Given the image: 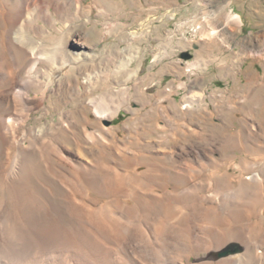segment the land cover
<instances>
[{"label":"rangeland","instance_id":"1","mask_svg":"<svg viewBox=\"0 0 264 264\" xmlns=\"http://www.w3.org/2000/svg\"><path fill=\"white\" fill-rule=\"evenodd\" d=\"M68 1L73 2L67 6L61 4L64 0H0V92H5L0 93V125L9 122L15 130L5 144L0 139L1 207L11 211L16 202L20 211L23 206L26 217L41 216L66 224L74 211L64 205V193L70 186L81 189L73 198L85 201L93 213L103 202L120 207L119 196L138 187L133 174L149 170L141 177V191L147 182L159 196L162 191L180 196L185 189L188 207L197 202L199 207L194 209L198 217L203 216L199 219L203 245L193 246L198 237L187 238L178 228H173V238L165 236L167 223L162 217H169L173 207L160 198L148 210L131 211L143 220L141 231L158 257L152 258L137 240V220L122 229L117 221L121 211L116 209L97 219L83 217L86 224L81 228L85 227L92 242L125 258L128 264H164L161 250L169 245L164 252L174 261L181 257L178 264H223L201 257L229 239V245L242 247L234 256L244 258L224 264H264V0H80L83 7L79 8L76 0ZM55 4L64 10L67 7V13L58 18ZM228 13L240 16L241 24L235 25ZM64 47L86 57L72 63L68 74L63 68L52 76L47 60ZM35 56L44 61L27 73ZM28 75L33 84L28 90L30 100L42 95L44 99L34 108L24 106L16 96H6ZM98 96L105 103L115 101L122 106L111 118H100L89 102ZM85 124L95 133L93 141L84 138ZM31 140L39 158L32 159L26 176L9 185L17 146ZM46 150L54 156L49 159ZM82 160L93 169L88 197L82 180L79 182ZM109 166L115 175L112 179L103 171ZM128 173L130 182L122 178ZM136 193L147 198L143 192ZM192 197L196 199L193 204ZM215 206L227 209L223 213ZM154 227L159 233L156 236ZM25 233L31 234L30 230ZM73 249H54L40 257L47 263L77 264ZM1 251L0 261L9 264Z\"/></svg>","mask_w":264,"mask_h":264},{"label":"bare ground","instance_id":"2","mask_svg":"<svg viewBox=\"0 0 264 264\" xmlns=\"http://www.w3.org/2000/svg\"><path fill=\"white\" fill-rule=\"evenodd\" d=\"M61 1V0H60ZM39 2V1H38ZM69 2H73V1H68V0H64L63 5H69ZM75 3V2H74ZM61 4H55L56 6L54 7V10L53 11H57L58 13V18L62 15H64V13H67L65 12L66 9L64 10V8H62L63 6H61ZM81 4H83L80 0H76V3L75 5L78 7L80 6ZM67 5V6H68ZM36 6V4H34V7ZM75 6V7H76ZM82 6V5H81ZM83 7V6H82ZM28 8V7H27ZM79 8V7H78ZM69 10V9H68ZM31 11V10H30ZM26 12L28 13V10H26ZM27 13L25 15H27ZM5 14V13H4ZM24 15V16H25ZM16 16V15H15ZM228 17H230V19L232 18L233 21L235 22L234 24L235 25H238L241 24V20H240V16H238L236 13L235 14H231V13H228L227 15ZM9 17V16H8ZM56 17V18H57ZM39 17L37 16V18H35L34 20H37ZM46 20V19H45ZM60 20V19H59ZM54 23V22H53ZM14 31V30H13ZM83 34V33H82ZM65 39V38H64ZM80 40V38H79ZM55 41V40H54ZM52 41V42H54ZM61 41V40H60ZM66 41V40H65ZM75 41V40H74ZM58 42V41H56ZM30 43V41H29ZM61 43V42H60ZM82 43V42H81ZM51 44V42H50ZM58 44V43H57ZM57 44H54L55 46ZM75 44L80 45V42L77 41ZM32 45V44H31ZM65 45V44H64ZM30 46V45H29ZM54 46V47H55ZM51 47V46H50ZM31 48V47H30ZM55 50V48H54ZM61 51L60 52H57L59 54L55 55V56H49L48 58V63L50 62V69L49 71L51 72L52 76H56L55 74H59L60 72V69H63V68H66V73L68 74L70 71V65L78 60H81V59H84L86 56L83 54V52H79L75 49H73L72 47L71 48H68V47H64L62 49H60ZM79 50V49H78ZM33 52V51H31ZM45 52V51H44ZM49 53V52H48ZM56 53V52H55ZM38 54V53H37ZM43 55V53H42ZM54 55V54H53ZM41 56V55H40ZM46 56H47V53H46ZM29 57V56H28ZM32 57V56H30ZM44 58V56H43ZM45 59V58H44ZM44 60L43 59H39L37 56H35L34 58H32V60L30 61V64H29V68L27 73L30 72L31 69H34L36 70L35 68H37V64L40 63V62H43ZM44 69L46 67H43ZM38 69V68H37ZM47 70V69H45ZM63 72V71H62ZM26 73V74H27ZM31 73V72H30ZM65 73V72H64ZM103 74V73H102ZM29 78V75L26 77L25 79V83L23 82V84H16L15 87H13V89H11V91H9L8 93H6L8 96L9 95H12L13 97L16 96V98L18 99L19 98V101L20 103L22 102L24 104V106H29V107H33L36 105V107H38L40 104L42 105L44 99H43V95L38 97V99L36 100H30V96L28 95V90H29V87L31 86V82H30V79ZM115 78V77H114ZM33 85V84H32ZM8 89V88H7ZM85 90V89H84ZM83 90V91H84ZM12 92V93H11ZM2 93V92H0ZM5 93V92H3ZM2 93V95H3ZM11 93V94H10ZM45 94V93H44ZM109 94V93H108ZM5 95V94H4ZM103 95V94H102ZM105 95V94H104ZM112 96V95H111ZM251 96V95H250ZM5 97V96H4ZM11 97V96H10ZM102 97V96H101ZM100 96H98L97 100L95 99H92V100H89L90 104L94 107V111L96 112V114L100 117V118H111L112 115L114 113H116L115 111H117V108L122 106L120 104H112L111 103H105L103 101V99L101 98ZM8 98V97H6ZM12 98V97H11ZM14 98V99H16ZM249 98V97H248ZM121 102V101H120ZM118 102V103H120ZM122 103V102H121ZM21 106V105H20ZM23 106V107H24ZM34 108V107H33ZM27 109V108H26ZM34 110V109H33ZM20 111V110H19ZM22 113V112H21ZM26 114V113H25ZM2 121V120H1ZM8 121V120H6ZM9 122L7 123H3L0 125V139L2 140V143L5 144L6 142H8L9 140H11V135H13L12 133H14V128L12 127V125H9L8 124ZM87 124V123H86ZM85 124V125H86ZM82 128V132H83V135H84V138L85 139H89L90 141H93L94 139V136H95V133L91 132L87 127V125ZM102 130V128H101ZM36 137V136H34ZM38 137V136H37ZM44 137V136H43ZM30 138V137H29ZM43 139V138H42ZM13 140V139H12ZM40 140V139H39ZM27 141V140H26ZM48 141V140H47ZM50 141V140H49ZM22 143V141H21ZM19 144L17 147H18V156H17V159H16V164L12 170V172L10 173L11 174V178H10V184L9 185H15V182H16V179L17 177H20L22 175H27L26 173H28V171L30 170V167L31 165L33 164V161L32 159H36V158H39L38 156V153L36 151V149L34 148L35 147V142L33 140L29 141L28 144ZM56 145V143H55ZM48 146V145H47ZM37 147V146H36ZM56 148V147H55ZM57 149V148H56ZM40 150V149H39ZM58 150V149H57ZM60 151V149H59ZM58 152V151H57ZM40 153V152H39ZM167 154V153H166ZM3 155V154H2ZM36 155H38L36 157ZM45 155V154H44ZM46 155L47 157L50 159L49 156H52L53 153L51 150H46ZM45 155V156H46ZM59 155V154H57ZM66 155V154H65ZM43 156V155H42ZM54 156V155H53ZM62 156V155H61ZM68 156V155H66ZM3 157V156H2ZM43 158V157H42ZM41 158V159H42ZM53 158V157H52ZM60 159V161H63L64 159H62V157H58ZM66 158V157H65ZM130 158V157H129ZM67 161H69V157L66 158ZM65 159V161H66ZM66 161V164H69L67 163ZM71 161V160H70ZM75 161V160H74ZM73 162V161H72ZM90 162V161H89ZM185 162V161H184ZM60 163V162H59ZM57 163V164H59ZM64 163V161H63ZM62 163V164H63ZM74 163V162H73ZM73 163H71L73 165ZM198 163V162H197ZM69 164V165H71ZM91 164V163H90ZM99 164V163H98ZM35 165V164H34ZM77 165V164H76ZM76 165H74V168L76 167ZM100 165V164H99ZM98 165V166H99ZM3 166V165H2ZM55 165H53L52 167H54ZM97 166V168H99ZM147 166V165H146ZM151 166V165H150ZM180 166V165H179ZM1 167V166H0ZM50 167V166H49ZM80 167H82V177H80V180L79 182H81L82 180V189L84 191V194L86 197H88L89 195V190L90 189V179H89V175L91 174V171L93 169L90 168V165L88 164V161H85V160H82L80 161ZM103 167V166H102ZM168 167V166H167ZM51 168V167H50ZM71 168H73L71 166ZM94 168V167H92ZM108 169H105L103 171L107 172V175L109 174V176L111 177L112 176H115L114 174H112V171L110 169L111 166L107 167ZM149 168V167H148ZM183 168V167H182ZM32 169V168H31ZM55 169V167H54ZM53 169V170H54ZM76 169V168H75ZM1 170V169H0ZM71 170V169H70ZM100 170V169H99ZM145 170V169H144ZM181 170V169H180ZM61 172V171H60ZM60 172H57L55 171V173H59ZM71 172V171H69ZM73 172V171H72ZM136 171H130V173H135ZM149 172V170H146L145 173H138V174H141L139 176L137 175H134L133 174V181L136 182L138 184V187H140V181L142 180L141 177L145 178V174H147ZM177 172V170H176ZM102 173V172H101ZM160 173V172H158ZM179 173V172H178ZM103 174V173H102ZM105 174V173H104ZM103 174V175H104ZM116 174V173H115ZM170 174V173H169ZM180 174V173H179ZM179 174L177 175L176 173V176H179ZM72 176V178H75V176L73 174H70ZM59 176V175H58ZM129 176V173L125 176H123L122 178L124 179V181L128 178V182H130L132 180V178H130ZM175 176V175H174ZM55 177V176H54ZM57 177V176H56ZM60 177V176H59ZM104 177V176H102ZM183 177V176H182ZM181 177V179H182ZM65 178V177H63ZM176 178V177H175ZM180 178V177H179ZM184 178V177H183ZM60 179V178H59ZM112 179V177H111ZM120 179V178H119ZM122 179V180H123ZM179 179V180H181ZM187 179V178H186ZM258 179V178H257ZM114 180V179H113ZM144 180V179H143ZM142 180V181H143ZM156 180V179H155ZM172 180V179H171ZM185 180V179H184ZM71 181V180H68V182ZM141 181V182H142ZM9 183V182H8ZM71 183V182H70ZM75 183V182H74ZM167 183V182H166ZM76 184V183H75ZM114 184V183H113ZM111 184V185H113ZM173 184V183H172ZM7 185V184H6ZM116 185V184H115ZM151 185V184H150ZM148 185V182L146 183V189H143L141 191V188H138V187H133L131 188L130 190H128L127 193L123 194L122 197L119 196L122 200V203L120 205V207H117V208H114L113 205H111L110 203H104L102 205H100L98 207V210H96V212H93L91 213V211L93 210L91 208V211H89V209L87 208V204L85 203V201H79V202H82V203H79V202H76V200H74L75 198H73V195L77 193V190L75 189H71V186L68 188L69 189V192L65 191L64 193V205L66 206V208H69L71 210H74L73 211V215L75 216L74 217H70L72 214L70 212L72 211H69L68 214H71L70 216H68L66 218V224H62L61 221H56L55 219H46L44 217H26L25 215V210L22 209L21 207V211L19 210L20 207L18 205V203L16 204V202L12 203V210L11 211H8L6 209H3L0 205V249H2V258L3 259H6L8 260L9 264H55L53 261L50 262V263H47L46 261H44L40 255L42 254H46L48 252H52L54 249H64L65 248H74L75 249V254H74V259L76 258L77 259V264H128L126 259L125 258H118V257H115L113 256V252L111 250H108L100 245H97L95 244V242H92V238L86 233V230L84 231L81 227H82V223H85V215H87L88 217H93L95 219L99 218V217H103L105 216L104 213H108V212H111L113 213L114 210L112 209H116V210H120L119 213V216H118V219L117 220L118 222L121 223V227L122 229H128V225H126L127 223H131L133 220H137L136 224L138 223L139 225L137 226L136 230L135 231V234L137 235V240L141 243V245L146 249L148 250L151 255H152V258L153 257H158V254H153L151 252V250L149 249V241L147 239V237L144 235V232L141 231V223L140 221H143L141 218H139L140 216L138 215V217L131 211H133L134 209L136 208H140V207H143V208H146L148 210V208L150 207L149 205H154L156 204V200L157 198H160L161 202H164L165 203H168L169 206H172L173 209L171 208V210H173L172 214H170L169 217H167V215L164 217H162V219H164L167 223V226H166V229L163 231L165 233V236H170V237H167V238H173L172 235H174V230L175 228H178L177 230H179L178 233H180L181 235L184 234L187 238H190L192 235H195L196 237V240H194V244L193 246H202L203 244L201 243L203 241L202 239V235H201V220L200 217H198V214L196 213V209H194V207H196V199L195 198H191L192 201L191 203L195 202V205L193 207V205L191 206L192 208L188 207V202H187V199H186V196L187 194H189V192L187 191V193H185V189L180 192L181 195H176V192L174 191L175 195L171 194L170 191L168 192H165L162 191V195L160 193L161 196L157 195L156 192H153V188H151V186ZM177 185V184H176ZM181 185V184H180ZM184 185V183H183ZM114 186V185H113ZM163 186V185H162ZM166 186V185H165ZM188 186V184H187ZM222 186V185H221ZM12 187H15V186H12ZM101 187V185H100ZM167 187V186H166ZM169 187V185H168ZM172 187V186H171ZM178 187L179 184H178ZM177 187V189H178ZM182 187V186H181ZM77 188V187H76ZM165 188V187H163ZM184 188V187H183ZM15 189L17 190V187H15ZM14 189V190H15ZM92 189V187H91ZM102 189V188H101ZM110 189V188H109ZM112 189V188H111ZM188 189V188H187ZM197 188H195L196 190ZM81 190V189H79ZM78 190V193L80 192ZM96 190V189H95ZM117 190V189H116ZM234 190V189H233ZM112 191L114 192V188L112 189ZM156 191V189H155ZM18 192V190H17ZM64 192V191H63ZM76 192V193H75ZM91 192V191H90ZM101 192V191H100ZM111 192V191H110ZM117 192V191H116ZM136 192H143L146 194L147 198L145 199H141L140 198V194H137ZM160 192V191H159ZM229 192V190H228ZM71 193L72 195V199L70 200L69 198V194ZM77 193V194H78ZM9 194V193H8ZM122 194V193H120ZM191 194V193H190ZM63 195V194H62ZM119 195V194H118ZM117 193L115 195L118 196ZM194 195V193H193ZM192 195V196H193ZM231 195V194H230ZM81 196H82V193H81ZM63 197V196H62ZM190 197V196H189ZM82 198V197H81ZM95 198V197H94ZM93 198V199H94ZM201 198V197H200ZM2 199V198H1ZM85 198H83L84 200ZM190 199V198H189ZM190 199V200H191ZM235 199V198H234ZM49 200V199H48ZM80 200V199H79ZM96 200V198L94 199ZM158 200V201H160ZM201 200V199H200ZM211 200V199H210ZM209 200V201H210ZM5 201V200H4ZM92 201V200H91ZM224 201V200H223ZM144 202V204H143ZM200 202V201H199ZM202 202V201H201ZM208 202V201H207ZM3 203V202H2ZM118 203V200H116V202L114 204ZM172 203V204H171ZM192 203V204H193ZM206 203V202H205ZM263 203V202H262ZM11 204V203H10ZM190 204V203H189ZM199 204V203H198ZM202 204V203H200ZM209 204V202H208ZM211 204V203H210ZM209 204V205H210ZM213 204L216 205V202H213ZM163 205V204H162ZM212 205V204H211ZM210 205V206H211ZM220 205V204H219ZM4 206V205H3ZM6 206V205H5ZM41 206V205H40ZM103 206V207H102ZM168 206V207H169ZM208 206V205H206ZM208 206V207H210ZM218 206V205H216ZM215 206V208H216ZM223 206V204H222ZM222 206H219V210L222 208V211L223 212V209H227L225 207H227L225 205V207L223 208ZM7 207V206H6ZM164 207V206H163ZM199 207V206H197ZM203 207V206H202ZM201 207V208H202ZM205 207V206H204ZM212 207V206H211ZM210 207V208H211ZM5 208V207H4ZM215 208L213 209V212L215 214ZM218 208L217 211H218ZM40 209V207H38V210ZM207 209V208H206ZM263 209V208H262ZM58 210V209H57ZM77 210V211H75ZM203 210V209H202ZM205 210V208H204ZM208 210V209H207ZM210 210V209H209ZM264 210V209H263ZM262 210V211H263ZM62 211H63V208H62ZM124 212V213H123ZM207 212V211H205ZM116 213V212H115ZM171 213V212H170ZM208 213V212H207ZM206 213V214H207ZM210 213V211H209ZM208 213V215H209ZM224 213V212H223ZM40 214L42 215V212H40ZM60 214V212H59ZM124 214V215H123ZM211 214V213H210ZM218 214V213H217ZM61 215V214H60ZM72 215V216H73ZM112 215V214H111ZM201 215V214H200ZM238 215V214H237ZM163 216V215H161ZM207 216V215H206ZM216 216V215H215ZM224 216V215H223ZM263 216V215H262ZM61 217V216H60ZM84 217V218H83ZM110 217V216H109ZM112 217V216H111ZM117 217V216H116ZM203 218V216L201 217V219ZM207 218V217H206ZM209 218V216H208ZM264 218V217H261V219ZM84 219V221H83ZM112 219V218H111ZM64 220V219H63ZM103 220V219H102ZM204 220V219H203ZM221 220V218L219 219ZM207 221V220H205ZM112 222V220H111ZM203 222V221H202ZM224 222V221H223ZM113 223V222H112ZM135 223V222H134ZM205 223V222H204ZM207 223V222H206ZM215 223V222H214ZM217 223V221H216ZM85 224L83 226H85ZM219 224H217V226L219 227ZM222 224V223H221ZM230 224V223H229ZM207 226V224H205ZM216 225V224H214ZM216 226V227H217ZM228 226V225H227ZM226 226V227H227ZM233 226V225H232ZM136 227V226H135ZM211 227V226H210ZM215 227V228H216ZM223 228V227H222ZM229 228V227H227ZM206 229H209V228H206ZM217 229V228H216ZM25 230H30L31 234L30 235H27L25 233ZM210 230V229H209ZM224 230V229H223ZM228 229H226L225 231L227 232ZM216 231V230H215ZM218 231H221V229ZM155 236L157 235L156 233H158V230L154 227L153 228V231H152ZM204 232V231H203ZM210 232V231H209ZM207 232V233H209ZM206 233V234H207ZM217 233V232H216ZM224 233V232H223ZM221 233V234H223ZM120 234V232H119ZM159 234V233H158ZM205 234V233H204ZM230 234V232H229ZM217 235V234H216ZM172 236V237H171ZM180 236V235H179ZM211 236V234H210ZM209 236V237H210ZM220 236V235H219ZM218 236V237H219ZM228 237V235H226ZM225 236V237H226ZM154 237V236H153ZM182 237V236H181ZM217 237V238H218ZM221 237V236H220ZM234 237V235H233ZM236 237V236H235ZM132 239H135V236H131ZM179 238V237H178ZM224 239V237H222ZM183 239V238H180V240ZM192 239H194L192 237ZM215 239V238H214ZM237 239V237H236ZM218 240V239H217ZM216 240V241H217ZM233 239L231 238L230 241H232ZM179 241V240H178ZM205 241H209L208 240H204ZM221 241V240H220ZM171 242V241H170ZM179 242H182L179 241ZM178 242V243H179ZM187 242V241H185ZM210 242V241H209ZM229 242V239H226L225 241H222V242H219L218 245H216L214 248V250H207V251H204L205 254L201 257L203 260H206V259H216V261H219V263H231V262H234L236 260H239L242 259L243 256H234L235 254L239 253L242 251V247L240 246L241 244H231L229 245L228 244ZM234 242V241H232ZM190 243V242H189ZM168 244V240H166L165 238V244L166 245ZM173 244V242L171 243ZM238 245L239 248L241 249L240 251L238 252H234V253H227L225 255H219L218 253L221 252V250L223 249H226L227 247H230L232 245ZM246 245V244H245ZM244 245V246H245ZM87 246V247H86ZM211 246H214V245H211ZM243 246V244H242ZM173 247V246H172ZM177 247V246H176ZM183 247V246H182ZM192 247V245H191ZM189 247V248H191ZM205 247V246H204ZM209 247V246H208ZM246 247V246H245ZM86 250L84 251L83 249ZM88 248V249H87ZM166 250H168V248H170V245L169 246H165ZM164 248V250H165ZM187 248V247H186ZM195 248V247H194ZM202 248V247H201ZM73 249V250H74ZM179 249V247H178ZM177 249V250H178ZM184 249V248H183ZM188 249V248H187ZM186 249V251H187ZM200 249V248H199ZM208 249V248H207ZM51 250V251H49ZM164 250H161L162 252V255L164 256L163 259H164V264H178V260L181 259H178L177 260H172L171 259V254H168L167 251L166 253L164 252ZM170 250V249H169ZM182 250V249H181ZM191 250V249H189ZM222 250V251H223ZM55 251V250H54ZM172 251V250H171ZM185 251V250H184ZM177 252V251H176ZM179 252V251H178ZM177 252V254H178ZM181 252V251H180ZM245 252V251H244ZM186 253V252H185ZM199 253V252H198ZM201 253V252H200ZM199 253V254H200ZM47 255V254H46ZM45 255V256H46ZM240 255H243V254H240ZM159 256H160V253H159ZM178 256V255H177ZM264 256V254H263ZM29 257V259H28ZM32 257V258H30ZM173 257V256H172ZM187 257V255H186ZM223 257V258H222ZM73 258V257H72ZM200 258V259H201ZM244 258V257H243ZM75 259V260H76ZM201 259V260H202ZM55 262L58 261V259H55L54 260ZM149 262V261H147ZM204 262V261H202ZM212 262V261H211ZM67 262H58L57 264H66ZM69 263V262H68ZM67 263V264H68ZM163 263V262H162ZM210 262H206V264H209ZM0 264H6V261H0ZM149 264V263H148ZM180 264V262H179ZM196 264V263H194ZM198 264V263H197Z\"/></svg>","mask_w":264,"mask_h":264},{"label":"water","instance_id":"3","mask_svg":"<svg viewBox=\"0 0 264 264\" xmlns=\"http://www.w3.org/2000/svg\"><path fill=\"white\" fill-rule=\"evenodd\" d=\"M241 249L239 248V246L238 245H232V246H230V247H227L226 249H224L223 251H221L220 253H219V255H225V254H227V253H234V252H238V251H240Z\"/></svg>","mask_w":264,"mask_h":264}]
</instances>
